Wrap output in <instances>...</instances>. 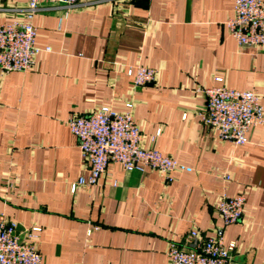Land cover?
<instances>
[{
    "label": "crops",
    "instance_id": "obj_1",
    "mask_svg": "<svg viewBox=\"0 0 264 264\" xmlns=\"http://www.w3.org/2000/svg\"><path fill=\"white\" fill-rule=\"evenodd\" d=\"M29 1L0 0V24L26 21ZM233 16V0H100L36 15L32 70L0 75V215L21 238L40 229L43 264H169L192 229L223 228L224 194L246 198L225 228L234 264H264V124L237 147L200 117L202 91L216 86L254 90L264 108V48L238 45ZM129 66L155 69L156 81L136 89ZM128 104L143 147L180 164L174 181L111 163L73 193L90 173L68 120Z\"/></svg>",
    "mask_w": 264,
    "mask_h": 264
},
{
    "label": "built area",
    "instance_id": "obj_2",
    "mask_svg": "<svg viewBox=\"0 0 264 264\" xmlns=\"http://www.w3.org/2000/svg\"><path fill=\"white\" fill-rule=\"evenodd\" d=\"M98 2L100 0H30L26 21L0 24V75L32 70L36 57L42 52L37 46L38 32L33 23L36 15L51 9L69 13ZM233 2L234 16L227 22L231 36L240 47L264 48V0ZM46 51L50 52L51 48ZM127 73L133 77L136 89L157 79V71L144 66H129ZM202 92L206 108L200 113L201 122L221 140L237 147L244 146L248 144L250 131L264 124V108L256 91L216 86ZM132 110V104L127 105L125 112L103 107L89 116L74 115L68 120L90 173L88 179L81 178L73 184V193L79 186L97 185L111 163L121 165L127 172L143 173L149 169L158 172L167 183L174 181L173 174L181 168L180 164L155 149L143 147V134L134 121ZM230 179L225 176L226 181ZM245 203L244 195L224 194L217 208L223 228L207 238L199 229H192L185 245L172 244L168 249L169 264H234L236 243H225V228L242 220ZM39 231V228L27 230L21 238L18 225L0 215V264H43L42 254L33 243Z\"/></svg>",
    "mask_w": 264,
    "mask_h": 264
}]
</instances>
